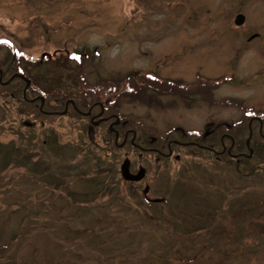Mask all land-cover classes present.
<instances>
[{"label":"rangeland","instance_id":"obj_1","mask_svg":"<svg viewBox=\"0 0 264 264\" xmlns=\"http://www.w3.org/2000/svg\"><path fill=\"white\" fill-rule=\"evenodd\" d=\"M3 38L0 62L10 42L39 93L101 98L148 141L264 113V0H0ZM199 69L220 76L219 104L153 101L142 78ZM27 107L0 95V264H264V141L234 163L191 147L158 162L90 118ZM125 157L141 183L122 178Z\"/></svg>","mask_w":264,"mask_h":264},{"label":"trees","instance_id":"obj_2","mask_svg":"<svg viewBox=\"0 0 264 264\" xmlns=\"http://www.w3.org/2000/svg\"><path fill=\"white\" fill-rule=\"evenodd\" d=\"M16 59L17 58L15 57V58H11L7 61L0 62V67L3 71V80L4 81L10 79V77L13 75V73L19 70L18 69L19 65H16V63H15ZM24 86H25V81L19 76L14 77L8 83H4L0 80V95L3 96L4 98H6L7 100H9L10 102L12 100H14L17 103L24 105L26 108H28L27 106H33V107L38 108L36 111H31V112L34 115H37V117L41 118L40 119L41 121H44L42 116L45 117V116H50V115H56V113H49L47 111H57V110L64 109V104H65L67 97H73L74 100L76 101V104L78 105V107L80 109L86 110L91 105L90 101H88V100L85 101L86 99L84 97V94H82L84 99H79L78 97H76L74 92L66 91V90H60L59 91L60 97L56 99V102H58L59 104L52 103V101H51L52 97H51V99L49 97L53 96V94L50 95V90H49L48 92L47 91L41 92L46 97L45 103L43 105V109H41L40 101L38 99H36V100H30L29 99V97H33L35 95L34 94L35 92H33V94L30 93V90L32 88H29L27 90V96L26 97L24 96V93H23ZM70 109L72 110V114L81 115L73 107H70ZM98 109H99V107L95 104L94 107L92 108V112H95ZM110 111H115V110L110 107L108 110H106V113H108ZM82 117L85 119L90 118V116H82ZM251 117H252V114L245 115V117L242 120H240L239 122H235V125L232 128L231 127L227 128L225 126H222V128L219 129V133H218V139H217L218 146H213V147L215 149H218V150L222 149V144H221V140H220L219 135L223 131H225V132H230L233 136L232 138H227L228 140L226 141V143L227 144L234 143V145H233L234 151L237 153L242 152L241 149L247 148L246 141L250 135V130H252V136L250 138V146L253 148V150H254L253 153H254L256 148L258 146H260L261 143H263V141H264V117L262 116L263 117L262 124L260 123V121L254 120L253 121L254 126L252 124V129L248 125L249 119ZM123 120H124V124H121L120 126H116L117 130L120 133V137H121L120 141L124 138L125 129L131 127V128L136 129V132H137V135L135 138L136 142H138L141 145L151 146V142L147 140L148 129L146 127L142 126L141 122L137 123V121L132 120L134 122L133 123L129 117H125ZM137 124H141V125H137ZM100 127L103 128L102 132H104V134L102 133V136L104 137V140H106L109 144H111V147H115V146L118 147L114 141L115 133L110 131L108 122H101L99 124V126H95L93 129L97 130ZM131 137H132V133L129 132V135H128L129 139L127 140L126 145L129 144L132 146V144L130 143ZM149 138H150V135H149ZM171 138H178L180 140H185V141H190L191 139L199 141L201 139L200 137H195L194 134H190V135L188 134L185 136L183 135V136L178 137L177 132L174 133L173 131H171V132L167 133L165 136L159 138V140H161L160 141L161 144L164 145V148L166 147L167 142ZM206 138H208V137H205L203 142H205L206 144H209L208 141H211V139H209V138L206 139ZM225 139H226V137L224 138V140ZM209 145H211V144H209ZM188 146L194 149V150H191L192 153H196L199 155H207V153L209 152V151L206 152L202 149H199V147L196 145L190 144ZM111 150H114V148H112ZM221 155L225 156V159L228 163H234L236 160V159L232 158L231 155H229L228 153H224ZM244 157L246 159V156L240 155L237 157V159L240 160L239 158H242V160H243ZM181 262H184V260H181Z\"/></svg>","mask_w":264,"mask_h":264},{"label":"flooded vegetation","instance_id":"obj_3","mask_svg":"<svg viewBox=\"0 0 264 264\" xmlns=\"http://www.w3.org/2000/svg\"><path fill=\"white\" fill-rule=\"evenodd\" d=\"M177 79H179V80H185V79H182V78H177ZM191 94V97H193V95H195L196 96V98H192L193 100H196L197 101V98L198 99H200L201 101H204L203 100V87L202 86H198V89L197 90H195V92L194 93H190ZM191 97L190 96H188V98H189V100H191ZM215 100V96H214V89H208L207 90V97L205 98V101L208 103V104H211L213 101ZM70 101V99L68 98V100H66V102H65V107L67 106H69L70 104H71V101ZM100 110H101V108H100ZM104 114V113H103ZM103 114H99V112L98 113H94L93 114V116H95V118H100V117H107V115H103ZM112 122V121H111ZM126 133H127V131H126ZM125 133V134H126ZM128 134L129 133H127V136H128ZM208 135H210V133L208 132ZM225 137H227V138H230V134H227L226 136L224 135V138ZM213 140H214V138H213ZM201 148H203L202 147V143L201 142H198L197 143ZM210 144L211 145H206L207 147H205V150H207V151H209V152H212V153H216V154H219V150L218 149H215L213 146H218V141L217 140H215V141H213V142H210ZM233 145H234V143H231V144H229L228 145V147H227V152L228 153H230V154H235V151H234V148H233ZM146 147H143V149H145ZM223 148L224 149H226V146L224 147V145H223ZM152 151H153V153L154 154H158V158H159V156H161V155H165V154H167V152H165L163 149H161V148H155V147H153L152 148Z\"/></svg>","mask_w":264,"mask_h":264},{"label":"water","instance_id":"obj_4","mask_svg":"<svg viewBox=\"0 0 264 264\" xmlns=\"http://www.w3.org/2000/svg\"><path fill=\"white\" fill-rule=\"evenodd\" d=\"M244 20H245V15L243 13H239L235 19V22L237 24H241L244 22ZM27 83L29 84V80H27ZM121 171H122L123 177L125 179H129V180L141 179L145 174V168L144 167H140V169L137 171V173L131 172L129 158L124 159V161L122 162ZM147 190H148V187L145 188V192H147Z\"/></svg>","mask_w":264,"mask_h":264}]
</instances>
